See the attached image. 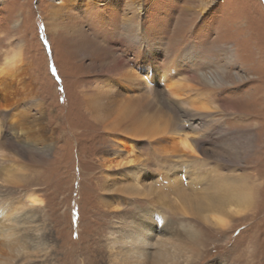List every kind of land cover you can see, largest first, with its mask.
<instances>
[{"label":"rangeland","instance_id":"374dc122","mask_svg":"<svg viewBox=\"0 0 264 264\" xmlns=\"http://www.w3.org/2000/svg\"><path fill=\"white\" fill-rule=\"evenodd\" d=\"M202 1L140 0V10L134 9L146 43L158 52L156 65L172 66L210 106L190 111L164 94L162 82L154 83L156 91L138 87L137 80L134 87L118 86L128 96L145 97L142 114L172 127L167 135L133 140L132 152L126 127L105 129L106 118L87 103L99 82L115 81L135 65V52L120 43L124 33L118 32L123 12L133 13L131 0H100L88 15L79 10L73 14L83 21L75 29L79 34L63 25L48 32V0H0V66L9 53L22 50L19 71L0 77V171L7 166L19 177L12 176L14 184L0 179V222L17 226V235L32 244L26 257L0 239L1 261L109 264L111 234L140 226L155 243L182 247L177 254H189L183 258L189 264H264V0H214L204 11ZM113 57L124 61L118 70L111 68ZM186 133L193 151L178 144ZM116 153L120 160L110 163ZM128 159L135 162L120 166ZM135 166L142 195L108 189L121 170ZM192 171L207 181L229 178L231 188L252 196L251 204L226 227L201 219L209 204L199 214H183L177 207L187 203L185 196L203 204L208 192L192 184ZM161 174L169 180L161 181ZM174 177L181 182L176 190L167 187ZM30 192L43 203L22 209ZM150 211L166 219L157 223ZM28 212L33 222H16Z\"/></svg>","mask_w":264,"mask_h":264},{"label":"bare ground","instance_id":"6f19581e","mask_svg":"<svg viewBox=\"0 0 264 264\" xmlns=\"http://www.w3.org/2000/svg\"><path fill=\"white\" fill-rule=\"evenodd\" d=\"M99 1L100 0H48L47 5L43 9L48 32L50 34L51 33L55 34L59 32L61 25H63L66 28H69L72 32H76L79 34V31L75 29H78L83 23V21L82 19L79 18L77 19L75 16L74 19L73 14L81 10L88 15L90 10L93 9V6L98 7ZM213 1L214 0H203L202 1L203 11L207 10V8L211 5ZM131 4L133 5L130 8V10L133 13H130L129 15V13H127L128 11L124 10L125 12H123L124 16L122 20L124 26L122 29L119 28L118 32L121 33L120 35H123L124 33L123 35L124 39L123 40L121 39L120 43L124 42L125 44L130 46L133 52H135L136 55L135 57L136 61L134 63L135 65H133L132 68L127 69L126 71H124L125 70L124 69L123 70L124 72H121L118 75L119 79L117 78V80L115 81L109 80L105 83H101L102 81L99 82L97 87V93H95L94 96L92 95V97L87 98V103L91 105L92 110L97 113V116L103 119L106 118L105 126L107 128L105 129H108L111 132H117V131H121L124 127H126L125 129L122 130V132L126 134V136L124 137L127 138L130 145L133 144L131 143L133 140H137L138 138L146 137L151 140V138L172 133L171 132L172 127L169 126L170 124L168 122H166L165 124V123H161L160 120L157 121L158 120L157 118L159 116L156 117L141 113L140 109H142L141 105L143 104V99H145L144 96H139V97L135 95L128 96L125 93L127 88L124 89V91L122 90L123 87H128V86L134 87L136 80L137 82L139 81L142 82L137 84L138 87L144 86V87H148L149 89L153 88V90L155 91L156 88L154 86V83L158 85L159 83L162 82L164 85V89H163L164 94H166L171 99L179 101L181 104H183V106L190 107L191 108L190 111H193V109L195 108L204 110V109H208L210 106V103L209 101H207L206 97L201 92H199L198 89L196 88L194 89L191 83L188 82V80L185 79L184 76L175 73L174 68L171 66L169 62L168 65L171 67H162V66L159 67L158 65H156L155 63L156 61L154 60V58L158 55V52L157 50H155V48H152L151 45L146 43L144 31L143 28L141 27V23L139 20L140 12L139 13L137 11L134 12V9L140 10L139 8L140 0H131L130 5ZM67 19L72 20L70 22V24H73L72 26L65 24ZM108 27H110V25ZM124 50L126 51L127 49ZM190 54H192V51L188 50L186 55H190ZM170 60L171 62H173L172 59ZM21 61H22L21 49H17L9 53L5 57L3 65L0 66V77H5L10 74L13 75L17 71H19L20 66L22 64ZM110 62L114 64L111 67L112 69L118 70L119 68H121V65L122 66L124 65L123 63L124 61L117 57L116 58L113 57L112 61ZM108 69H109L108 67H104L105 72ZM140 69H145V70H140ZM108 78H112V77H108ZM125 80H129V82ZM2 81L4 80L0 78V84L2 83ZM118 86H121L122 88L121 87L117 88ZM115 91L117 92L115 93ZM115 104L116 106L114 107ZM144 104H145V100H144ZM144 112L147 113L148 110ZM173 132L178 133L177 129L176 131L174 130ZM23 134L24 133H22L21 136ZM179 136L180 139L178 141V144L180 145V148L184 152L193 151L194 149L190 141L188 140L187 133L183 134V136L182 134L181 135L179 134ZM134 148L135 147L131 145L130 151L134 152ZM114 155H113L114 157H112L113 159L112 158L108 159L110 163L115 160L117 161L120 160L119 154L116 153ZM133 161L134 160H129L128 162L126 161L124 163L123 162L120 163L118 162V163L121 166V165H127L129 163L132 164L135 162ZM115 163L117 164L116 161ZM121 171L122 172H119V177L121 179H116L118 175L116 176V178H112V183L109 184L110 186H107L108 189L112 191L115 190L126 193L127 196L142 195L143 192L141 190L142 186L140 188V183H139L140 180L139 176L141 174L140 167L137 166L136 168H132V169L128 168V169H124V171L123 170ZM0 172H1L0 174L1 180H6L7 182L13 184L16 183L12 178V176L15 175H11L9 173L11 171L8 170L7 166H2ZM190 174L193 177L192 184L203 185L204 186L203 189L208 190V192H206V194L204 195L201 201L203 204H200V201H198L197 198H195L196 200H194L190 195L185 196L184 199L187 200V203H185L182 199L183 202L178 203V207H177V209H180L181 212H183V214L184 213L199 214L201 211V206H205V205L207 206L209 204L210 213L204 215L201 219L204 222L211 223L216 227H226L228 225V220L231 219L232 216L240 214L241 212H243L245 208H247L251 204L252 196L250 194L242 193L238 190H235V188H231L232 184L230 182V179L227 177L226 179L225 177H223V178L215 179L213 181L211 180L207 181L205 180L207 176L197 171H192ZM15 178L17 180L19 179L17 175L15 176ZM166 178H168L166 175H162L161 181L169 180V178L168 179ZM126 179L128 182L127 184H124L126 182V181L124 182V180ZM170 179H171L170 180L171 184H167V187L169 189L175 188L176 190L177 185H179V183L181 184V182H179L178 179H175V177ZM200 185L198 186L199 188ZM177 188L179 189V187ZM103 202L106 206L111 204L109 199L104 198ZM42 203H43V199L41 198L40 194L30 192L27 193L26 201L24 203H20L21 205L20 207L22 209H26V207L34 209L35 207H38ZM218 206L226 207V212L220 211L215 208ZM150 213L152 215V218H154L153 220H155L157 223H161L166 219L158 211H150ZM146 214L148 213L146 212ZM19 220H23L24 223H27L31 221L33 222L35 219L33 218V215H31L28 212L25 216H23V219L16 218V222ZM17 228L18 227L15 225H7L6 223L0 222V239L1 241L3 240V243L6 246L10 248L17 247L15 249H17L18 252H23V254L26 257H28L31 255L30 247L32 246V244L30 243V241L26 239L27 236H25L26 238L24 236L21 238L17 235L19 233ZM151 237L152 236L150 230L146 228L141 229L140 226L138 227L131 226L127 230V233H124V231H120V233H118L117 235L111 234L110 248L112 252L109 253L108 263L109 264H183V260H185L186 264H189V259H183V258L190 255L189 254L187 256H183L182 254L178 255L177 248L178 249L180 248L181 250H183V248L180 246L177 247V244H175L174 241L169 242V240H167L166 242L165 240H160L159 242L155 243ZM0 264H7V263L5 261L0 260Z\"/></svg>","mask_w":264,"mask_h":264}]
</instances>
